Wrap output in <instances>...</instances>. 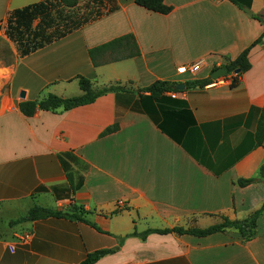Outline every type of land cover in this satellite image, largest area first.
Returning a JSON list of instances; mask_svg holds the SVG:
<instances>
[{"label": "crops", "instance_id": "obj_1", "mask_svg": "<svg viewBox=\"0 0 264 264\" xmlns=\"http://www.w3.org/2000/svg\"><path fill=\"white\" fill-rule=\"evenodd\" d=\"M41 1L0 0V264H78L104 248L114 252L94 264H264V146L255 142L264 107V25L255 16L264 19V0H249L252 15L230 0H164L166 14L134 0H96L86 23L20 55L5 33L6 19ZM127 34L138 55L126 56L123 41L91 57L90 49ZM255 41L250 68L234 84L185 87L175 97L167 92L173 103L159 104L138 90L155 80L208 76ZM197 61L206 63L197 75L177 72ZM78 76L95 87L118 83L128 90L68 110L37 109L32 116L19 110L22 100L70 97L74 86L81 94ZM113 124L116 131L101 135ZM67 151L87 164L74 194L58 157ZM251 177L258 180L236 183ZM73 204L89 211L82 217L102 232L64 217L12 222L33 206L71 214ZM259 209L246 241L234 228L202 237L129 235L205 228L221 216L244 219ZM26 232L23 244L18 236Z\"/></svg>", "mask_w": 264, "mask_h": 264}, {"label": "trees", "instance_id": "obj_2", "mask_svg": "<svg viewBox=\"0 0 264 264\" xmlns=\"http://www.w3.org/2000/svg\"><path fill=\"white\" fill-rule=\"evenodd\" d=\"M134 1L137 5L154 12L166 14L171 11V7L166 5L164 3V0ZM230 1L236 4L239 8L249 6V0ZM55 4L61 5L66 8H73L78 4V0H45L14 9L9 13L5 22V33L16 44L20 55H25L30 51L42 46L44 43H48L53 39L64 36L65 34L69 33L72 29L79 27L80 25L86 23L89 20L88 17L83 18L81 20L61 18L62 24H59L57 26L55 25V21L52 16V12L54 10L53 7L55 6ZM255 18L258 19L264 25L263 18L258 16H255ZM36 20L38 22L34 24ZM263 35L264 31L259 37V39L262 38ZM259 39H257V41ZM123 41H125V43L123 44L122 49L125 51L126 56H136L139 54V48L134 40L133 35L131 34L118 37L108 43L90 49L89 53L91 57H93L96 51L113 45V43L122 44ZM257 41L253 42L251 45L243 49L234 59L229 60L225 65H223L227 71V74L230 72H235V70L238 69V72L233 77V81L231 84H234L238 76L250 68L248 53L250 48ZM214 69L216 68H213L212 70ZM77 78L79 88L82 91L81 94L70 97H60L58 95L50 93L46 97L39 100H22L21 102H19L18 105L19 110L26 116H32L37 109L55 110L61 107L62 110H68L76 106L91 103L95 101V99H97L99 96L104 95L108 92L128 90L125 86H122L118 83L95 87L88 78L84 76H78ZM211 82H213V79H211L208 75L203 78H195L189 81H185L184 83L186 88H191L196 86L203 87ZM175 84L176 83L164 80H155L148 86L141 87L138 90L148 93V95H146L144 98L147 101H150V103L155 101L159 104L167 100H170L173 103V98L167 97L166 94L167 92L171 91H180L174 89ZM159 108L163 109L164 111V106L159 105ZM258 114L259 115L255 126V142L257 146H264V107L259 109ZM117 129L118 125L113 124L107 127L101 133V135L114 132ZM164 129L165 128L163 127V130ZM58 157L65 171V177L69 185V191L74 194V192L79 189L83 184V173L87 170V164L82 161H79V159L69 151L60 153ZM74 166H77L78 169H75ZM259 174L261 178H264V163L261 164L259 168ZM257 180L258 179L254 177L238 178L236 180V183L242 187L247 184L256 182ZM71 208L74 210V213L70 214L56 209L33 206L27 211L25 215L20 216L12 222L16 223L51 216L64 217L68 219L81 220L91 225L97 231L102 232L99 226L89 221L88 219L82 217L83 214L89 212L85 210L83 206L73 204L71 205ZM262 208H264V201L262 203ZM261 209L255 211L251 216L246 217L244 219L231 220L226 216H221V221L205 228H149L140 233L133 232L129 235L139 236L141 239H144L150 233L168 234L171 232H176L178 234H188L202 237L216 232L224 231L228 228H234L240 233L243 240L246 241L252 238L255 234L257 218L261 213ZM112 213H116V211H113ZM122 240L123 238H121V241ZM112 252H114V248H104L95 250L93 252L88 253L78 264H94L101 257Z\"/></svg>", "mask_w": 264, "mask_h": 264}, {"label": "rangeland", "instance_id": "obj_3", "mask_svg": "<svg viewBox=\"0 0 264 264\" xmlns=\"http://www.w3.org/2000/svg\"><path fill=\"white\" fill-rule=\"evenodd\" d=\"M95 2H96V0H79V3L75 8H66V7H63L61 5L55 4V6L53 7L54 10L52 12V16L54 18L55 25L58 26L59 24H62L61 18L73 19V20L74 19L81 20V19L86 18V17L90 18L95 13V10L92 7L93 3H95ZM53 3H54V1H53ZM37 22L38 21L36 20L34 22V24H36ZM67 92H68V94H70V96H74V95L79 94L77 91V86L70 88ZM1 214H2V218H3L5 216L4 211Z\"/></svg>", "mask_w": 264, "mask_h": 264}, {"label": "built area", "instance_id": "obj_4", "mask_svg": "<svg viewBox=\"0 0 264 264\" xmlns=\"http://www.w3.org/2000/svg\"><path fill=\"white\" fill-rule=\"evenodd\" d=\"M205 61H197L188 65H182L179 66L177 68V72L179 73H185V72H189L192 75H197L198 73H200L204 68H205ZM236 75V72H230V73H226V75L219 77L218 79H214L213 83H218V82H227L228 84H231L233 81V77ZM171 96L175 97L176 93L175 92H171ZM30 237L29 233H23L21 235L18 236L19 240L21 243H25ZM133 264V263H130Z\"/></svg>", "mask_w": 264, "mask_h": 264}, {"label": "water", "instance_id": "obj_5", "mask_svg": "<svg viewBox=\"0 0 264 264\" xmlns=\"http://www.w3.org/2000/svg\"><path fill=\"white\" fill-rule=\"evenodd\" d=\"M243 9L249 14V15H252V12L251 10L249 9V7H243ZM235 72L237 73L238 72V69L235 70ZM227 71L225 69L224 66H220V67H217L216 69L212 70L209 74V77L211 79H218L219 77L221 76H224L226 75ZM185 88V83L181 82V83H177L174 85V89L176 90H183ZM25 95V92L24 91H21L20 93V96L23 98Z\"/></svg>", "mask_w": 264, "mask_h": 264}]
</instances>
